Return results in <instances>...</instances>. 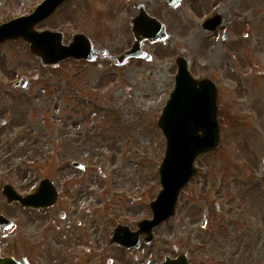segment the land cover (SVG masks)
Instances as JSON below:
<instances>
[{
  "label": "rangeland",
  "instance_id": "rangeland-1",
  "mask_svg": "<svg viewBox=\"0 0 264 264\" xmlns=\"http://www.w3.org/2000/svg\"><path fill=\"white\" fill-rule=\"evenodd\" d=\"M41 1L0 0V24L30 13ZM166 1L67 0L34 28L60 31L64 43L83 33L97 49L118 56L131 47L130 23L142 6L167 35L163 43L143 41L149 60L129 58L115 65L97 56L94 62L66 59L50 67L21 39L0 45V86L23 76L33 93L28 98L19 89L0 99V124L7 126L0 132V157L11 158V165L1 164V186L11 183L27 194L46 177L59 192L64 176L87 173L91 180L77 189H92L94 196L88 203L84 196L81 205H109L117 217L131 221L151 216L148 203L161 189L158 166L165 151L157 121L173 87L175 59L215 66L226 59L239 62V54L249 49L250 64L264 61V0H180L175 7ZM214 13L223 22L207 32L201 22ZM256 92L232 105L230 113L245 118L235 129L227 122L225 132H236V141L227 136L216 151L197 158L199 176L181 191L175 215L160 226L169 252L177 244L194 264H264V95ZM225 102L229 106L228 97ZM10 167L12 173L5 175ZM14 207L17 228L0 232L7 247L14 246L15 234L38 239L44 225L41 211ZM35 238L29 263L44 264L45 251ZM14 247L13 257L25 256L24 245Z\"/></svg>",
  "mask_w": 264,
  "mask_h": 264
},
{
  "label": "flooded vegetation",
  "instance_id": "flooded-vegetation-1",
  "mask_svg": "<svg viewBox=\"0 0 264 264\" xmlns=\"http://www.w3.org/2000/svg\"><path fill=\"white\" fill-rule=\"evenodd\" d=\"M220 17L222 24L221 14ZM219 27L213 31H205L213 33ZM220 38V42H223L225 35L221 34ZM247 48L248 46H246ZM250 51L247 49L243 53L244 55L241 56L239 54V62L231 59L233 62L230 63L228 59H224L225 63L217 62L215 66L206 67H203L201 63L199 65L198 63H193L190 57H187V70L191 78L197 81L196 87L199 88V82H206L210 87L208 90L215 97L220 143L225 141L227 136H229V141H236V132H225L227 122L230 123L229 128L233 127L235 129L237 123L241 125L245 121V118L237 113H230L231 110L234 111L232 105H238L237 102H241L242 97H245L247 92L257 91L258 94L264 95V61L263 66L250 64L247 60V54ZM105 56L111 55L107 51ZM230 57L231 55H229ZM242 60L244 61V66H242ZM17 81L21 85L14 87ZM3 85L0 86V90L2 88V91L4 90L3 94L8 96L2 97L0 95V99L11 97L9 95H13L11 93H16V90L19 89L27 91L23 93V96L32 97L33 93L27 90V87L30 89L31 86H28L27 78L23 76L13 78L11 81L3 83ZM227 97L230 101L229 106H226L225 102ZM245 112L249 116L252 114L248 111ZM6 129L5 122L0 124V132H6ZM2 163L11 165V158L0 157V168ZM1 171L0 169V183L2 177H5ZM12 171V167L9 169L5 168V175H10ZM89 176L90 174L87 173H75L64 176L59 187L57 203L41 211L44 225L38 231L39 238L24 237L22 234L14 235V246H25V256L20 255L18 258H29V246H32V243L35 244L32 242L33 238H35V242L42 243L45 251L44 264H164L167 258L176 259L183 254L186 256L187 264H194L189 254L181 252V248L177 244L171 245V252H169L167 238L159 234L161 225L153 227L149 236L145 230L140 231L139 220L131 221L127 215L123 214L117 217L110 210L109 205L101 203L81 205V202L84 201L82 199L84 196H87L86 203L91 202V197L94 196V190L92 189H77L81 183L91 180ZM5 184L8 183H3L2 186L0 184V232H5L6 230L10 232L17 228V211H15L14 205L19 206L23 210H28L17 203H8L6 201L2 193ZM99 193L102 194L103 190H100ZM143 204L145 205V202ZM148 218L150 217H143L142 220ZM8 223H11L12 227L4 229L3 226ZM21 240H24V243L23 241L21 243ZM14 246L9 244V247H7L0 240V256H12L11 251L15 249ZM21 248L23 249V247Z\"/></svg>",
  "mask_w": 264,
  "mask_h": 264
},
{
  "label": "water",
  "instance_id": "water-1",
  "mask_svg": "<svg viewBox=\"0 0 264 264\" xmlns=\"http://www.w3.org/2000/svg\"><path fill=\"white\" fill-rule=\"evenodd\" d=\"M63 1L65 0H45L32 14L1 25L0 43L21 37L28 44L29 51L47 66H54L67 58L93 60V48L85 35L74 34L71 42L65 45L59 32L34 30V26L51 15ZM178 2L179 0H169L168 5L172 7ZM216 21L218 23V18ZM212 23L213 20H209L205 25ZM131 25L134 42L129 51L116 58L118 64L124 63L131 57L148 59L149 56L141 50L142 42L144 40L163 42L167 37L164 26L148 16L142 8H139V14L132 20ZM214 25L215 23L212 28ZM178 64L176 90L170 95L158 121L166 139V151L159 167L162 189L155 201L150 204L153 211V220L148 222L150 228L174 215L180 191L193 176L198 174L193 165L195 158L214 150L218 145L215 116L201 113V110L204 111L207 106L206 98L196 93L192 94L193 87L185 69V61L179 59ZM202 95L205 97L204 93ZM3 193L8 202L17 200L26 207L45 208L56 201L55 189L47 179L41 182L34 194L24 198L16 194L11 187H6ZM0 264L28 263L23 259L15 261L12 258H0ZM167 264L181 263L178 259Z\"/></svg>",
  "mask_w": 264,
  "mask_h": 264
}]
</instances>
